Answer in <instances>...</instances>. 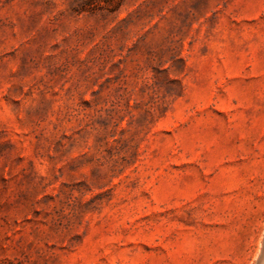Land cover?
<instances>
[{
	"label": "rangeland",
	"instance_id": "rangeland-1",
	"mask_svg": "<svg viewBox=\"0 0 264 264\" xmlns=\"http://www.w3.org/2000/svg\"><path fill=\"white\" fill-rule=\"evenodd\" d=\"M264 0H0V264H257Z\"/></svg>",
	"mask_w": 264,
	"mask_h": 264
},
{
	"label": "water",
	"instance_id": "water-1",
	"mask_svg": "<svg viewBox=\"0 0 264 264\" xmlns=\"http://www.w3.org/2000/svg\"><path fill=\"white\" fill-rule=\"evenodd\" d=\"M257 264H264V248H263L261 256L258 259V263Z\"/></svg>",
	"mask_w": 264,
	"mask_h": 264
}]
</instances>
